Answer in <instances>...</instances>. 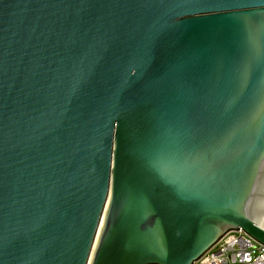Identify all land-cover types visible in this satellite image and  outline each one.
I'll use <instances>...</instances> for the list:
<instances>
[{
    "label": "water",
    "instance_id": "95a60500",
    "mask_svg": "<svg viewBox=\"0 0 264 264\" xmlns=\"http://www.w3.org/2000/svg\"><path fill=\"white\" fill-rule=\"evenodd\" d=\"M264 246V0H0V264H196Z\"/></svg>",
    "mask_w": 264,
    "mask_h": 264
},
{
    "label": "built area",
    "instance_id": "2783aa9c",
    "mask_svg": "<svg viewBox=\"0 0 264 264\" xmlns=\"http://www.w3.org/2000/svg\"><path fill=\"white\" fill-rule=\"evenodd\" d=\"M196 264H264V246L242 230L232 231Z\"/></svg>",
    "mask_w": 264,
    "mask_h": 264
}]
</instances>
